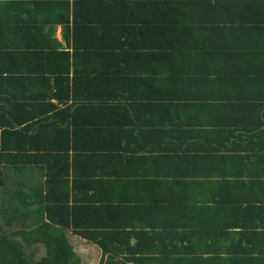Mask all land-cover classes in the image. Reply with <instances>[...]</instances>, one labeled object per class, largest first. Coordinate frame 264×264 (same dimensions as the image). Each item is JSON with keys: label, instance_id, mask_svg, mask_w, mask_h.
I'll return each mask as SVG.
<instances>
[{"label": "crops", "instance_id": "crops-1", "mask_svg": "<svg viewBox=\"0 0 264 264\" xmlns=\"http://www.w3.org/2000/svg\"><path fill=\"white\" fill-rule=\"evenodd\" d=\"M76 1L0 0V49L22 50L16 60L0 56V96L12 99L22 116L36 113L33 123L44 125L35 128H64L66 122L48 119L79 108L74 121L78 130L94 128L103 136L93 144L100 151L68 153L69 181L78 180L69 184V205L80 200L89 208L115 210L111 222L127 232L160 226L164 214V237L170 235L164 242L182 241L178 249L183 252L191 246L180 235L200 223L199 232L206 235L200 241L197 237L199 251L207 246L210 256L239 255L254 233L264 230V136L243 130L242 124L254 123L248 115L239 122L238 137L214 132L222 122L236 121L254 102L264 112V0H164L172 3L163 9L145 5L162 0H122L137 4L99 9L91 4L84 10ZM82 24L76 37L86 29L104 33L87 40L100 57L72 56L66 67L54 54L30 53L37 47L75 51V31ZM155 27L161 28L163 40L151 34ZM142 30L164 46L161 74L157 46L135 36ZM144 47L151 48L148 55ZM65 69L69 92L61 81ZM111 75L134 83L119 84L116 90L109 84ZM163 76L164 84H156ZM235 94L243 98L236 100ZM253 94L255 99L246 97ZM74 143L78 149L90 147L85 140ZM51 154L61 155L56 160L64 155ZM40 175L42 171L34 173ZM11 193L10 213L17 208ZM154 200L164 204L154 205ZM172 218L178 223H168ZM98 220L105 224L106 217L98 215ZM67 237L79 257L89 250L99 264V249ZM135 244L133 237L131 246ZM154 251L138 255H159Z\"/></svg>", "mask_w": 264, "mask_h": 264}, {"label": "trees", "instance_id": "trees-1", "mask_svg": "<svg viewBox=\"0 0 264 264\" xmlns=\"http://www.w3.org/2000/svg\"><path fill=\"white\" fill-rule=\"evenodd\" d=\"M133 2L137 1L77 0L76 6H81L82 10L87 5L90 7L91 4L94 5L95 9L107 6L131 8L137 4ZM171 3L162 0L155 1L151 3L152 5L146 3L145 5L147 7L151 6V8L163 9L164 6ZM74 17L76 16L74 15ZM66 22V24L69 23V18ZM83 25L78 26L75 31L73 39L75 51H57L48 47L46 49L37 47V49L31 50L30 53L44 57L54 54L59 61H65L66 67L70 66L72 56L100 57V52L91 49L92 44L87 40L95 37L94 41H96V38L103 36L104 33H94L92 31L94 29H86L89 32H81V35L76 37L77 31L83 28ZM160 29L155 27L156 33L151 34L157 36L158 40H163V33H159ZM111 33L115 38V33L112 31ZM135 36L150 40L151 48L157 46L155 50L158 59V72L163 73L164 64L161 63L163 61L161 57L164 58V46H159L162 43L150 39L148 30L136 31ZM79 39H82V41ZM151 48L144 47L143 50H146L144 55H148ZM21 51L8 48L0 49V56L6 55L7 60H16L21 57L19 55ZM111 52L114 55V51L111 50ZM68 70L61 71V81L66 92H69ZM11 71L13 73L20 72L14 69ZM63 74H66V76H62ZM108 79L110 80L109 84L116 90L119 88V84L128 83L130 85L134 83L132 79L119 81L114 75H111ZM158 83L164 84V76L162 79H157L156 84ZM137 84L139 83L137 82ZM240 87L242 88V84ZM240 97L243 98L239 94H235L233 98L237 100ZM246 97L255 99L254 94ZM262 109V105L255 102L250 104L246 112L243 111L236 121H224L220 124L225 123L224 126L215 127L217 128L214 132L215 136L223 137L225 134L238 137L241 135L239 122L241 123L242 117L248 115L254 123L242 124L243 130L249 131L248 134L250 135L263 137L264 112H261ZM78 111L79 108L73 111L66 109L48 119L66 122L64 128L55 127L53 130L44 126L35 128L37 124L44 125L41 122L33 123L36 113L22 116L18 113L12 99L0 96V264H81L80 257L75 253L67 237L69 234L99 249L101 251L99 264H264V230L254 233L253 241L246 242L242 246L239 255L219 258L209 255L210 247L205 246L203 250L199 251L200 245L198 243L206 235L205 232H199L202 231L200 223L196 226L190 225L187 228L188 232L180 235L179 238L191 246L190 250L183 252L178 249V245L183 243L182 241L164 242L168 239V236L170 238L169 234L164 237V214L161 217L163 224L160 226L146 225L139 231L127 232L125 226L112 223L114 220H111V218L115 216V210L105 211L106 208L96 210V208H89L82 204L80 200H75L73 204L69 205V184L72 183L73 186L78 181H69V151L80 152L83 150L82 153L86 154L90 152L88 149L100 151L99 146L94 147V142L99 138H103L99 132L100 130H94V128H80L78 130L74 124L75 118L79 114ZM62 116L64 119H61ZM69 119L72 120L71 123L67 122ZM74 140L77 143L85 140L90 147L81 146L78 149L77 147L80 146L76 145ZM46 141L48 142L46 143ZM55 141L65 142V146L53 147L51 144ZM51 150L56 153L61 151L64 155L60 160H56L61 155L52 156ZM74 153H71L72 157L75 155ZM85 161L88 166L92 164L89 160ZM42 165L46 167L41 169ZM236 167L237 165L233 164L232 171ZM57 169L59 170L57 171ZM9 171L14 175L10 177L8 175ZM40 171L43 172V175H40V177L34 176L35 172ZM235 176V173H232L231 177L233 179ZM11 190H14L15 194L11 193ZM63 192L65 194L64 198H59V194ZM10 193L15 197V206L17 207L12 213L8 210V197H10L8 194ZM21 195L23 201L20 205L19 197ZM233 202V199L229 198L228 204L232 205ZM156 203L160 205V203L164 204V201L157 200L155 202L154 200V205ZM98 215L106 217L105 224L102 220H98ZM168 223L177 224L178 219H169ZM210 227L207 226L204 230ZM198 236H200L199 241H197ZM133 237L136 239V244L132 247L131 240ZM239 242L242 245V241ZM37 245L44 247L45 255L40 260L34 261L29 257L27 251ZM164 245L166 246L165 251ZM152 248H155L159 255H138L146 254ZM185 249L187 248L185 247Z\"/></svg>", "mask_w": 264, "mask_h": 264}, {"label": "rangeland", "instance_id": "rangeland-1", "mask_svg": "<svg viewBox=\"0 0 264 264\" xmlns=\"http://www.w3.org/2000/svg\"><path fill=\"white\" fill-rule=\"evenodd\" d=\"M33 251L28 250L27 253L30 258H32L34 261L40 260L45 255V249L41 245H37L32 247ZM85 255H81V264H96L97 258H94L93 254L90 253L89 250H83V253Z\"/></svg>", "mask_w": 264, "mask_h": 264}]
</instances>
